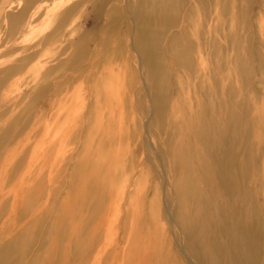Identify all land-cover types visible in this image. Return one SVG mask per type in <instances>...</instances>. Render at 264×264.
Here are the masks:
<instances>
[{"label": "rangeland", "instance_id": "obj_1", "mask_svg": "<svg viewBox=\"0 0 264 264\" xmlns=\"http://www.w3.org/2000/svg\"><path fill=\"white\" fill-rule=\"evenodd\" d=\"M235 220L264 264V0H0V264H212Z\"/></svg>", "mask_w": 264, "mask_h": 264}, {"label": "bare ground", "instance_id": "obj_2", "mask_svg": "<svg viewBox=\"0 0 264 264\" xmlns=\"http://www.w3.org/2000/svg\"><path fill=\"white\" fill-rule=\"evenodd\" d=\"M237 59H238L240 64L237 66L235 64L234 69L236 70V68L239 67V73L241 75H243V71L246 68H248L247 59L243 58L242 56H239ZM247 72H248V70L245 72V74H247ZM207 110H210V107L207 106V108L206 107L201 108L200 113H202L203 111H207ZM228 115H229V113H228ZM187 116H188V124H190L191 121L195 122L194 119H191V118L189 119L190 115H189L188 111H187ZM198 119L200 121L199 128L204 130L206 126L203 122V118L200 117ZM104 153H105V151L103 152L102 157L106 156V154H104ZM110 155H112V154H109L108 156H110ZM215 158H216V162H213V163L215 165H218V168H220V166H221L222 169H224V167L226 166L225 157L222 158V156H220L219 154H216ZM102 163H103V161H98V162L91 164L92 165L91 169H93V170L94 169H100ZM83 166H84V164H83ZM189 166L190 165L188 163H186V162L183 163L182 170H181L182 175H185V174L188 175ZM83 168H81V172L79 173V177L81 179V181L79 182L81 185V190L77 189L73 195L75 198L79 199L80 201L83 199V197L85 195H87V187L89 186V183L91 180L89 175L86 174V172ZM184 172H185V174H183ZM186 180L187 179H185V181ZM110 186H113V183ZM182 197L184 198V199H182L183 205H182V208L178 209L180 221L183 223V225L186 226V228L189 230L190 234H192V231L194 233H196V232H198L197 229L195 231L193 229V227L191 226V223H192L191 218H192L193 214H192V212H191L192 210L190 208L192 199L194 197V193H192L188 189L183 194ZM223 223H224V221H223ZM219 230H221L222 234L225 236L224 242L223 243L218 242V244H216L218 240L216 239L215 236H213V244H211V248H213V251H214L213 253L216 254L220 258L217 259L213 256V254L211 252V248L209 251L208 250L206 251L203 249L206 257H209L211 259L212 264H246L250 261V260H247L249 255L251 257L254 256V258H255V255L259 252L261 246H260V243L257 242V238H255L253 231H252V228H249V226L246 224L243 225V223L241 221L235 220L234 223L231 225H227V223L225 225L223 224L222 226L219 225V227L217 228V231H219ZM195 236H197V233L195 234ZM257 243H258V245H257ZM250 247H251V249H250ZM221 257L225 258V262L221 261ZM142 258H143V255L135 258L134 262L132 261L133 264L135 262L140 264V261L142 260Z\"/></svg>", "mask_w": 264, "mask_h": 264}]
</instances>
